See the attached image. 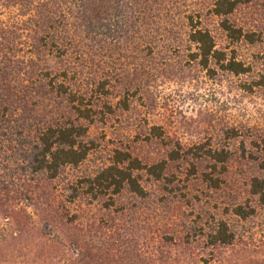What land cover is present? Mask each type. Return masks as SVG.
<instances>
[{
	"label": "rangeland",
	"instance_id": "374dc122",
	"mask_svg": "<svg viewBox=\"0 0 264 264\" xmlns=\"http://www.w3.org/2000/svg\"><path fill=\"white\" fill-rule=\"evenodd\" d=\"M55 1L58 45L39 49L33 64L27 60L30 35L13 47L17 30L0 21V180L40 181L25 159L35 127L72 115L48 85L53 79L84 93L95 108L91 124L81 121L92 151L62 178L93 171L114 150L146 164L166 162L161 180L142 174L145 197L124 189L99 220L104 230L112 227L121 258L135 257L140 264H263L264 205L250 193V182L264 159V0H250L230 16L259 36L252 43L225 37L209 14L211 0H93L84 8L83 0ZM187 16H199L217 48L249 71L234 75L212 63L211 70L201 68L192 59ZM38 68L51 70L44 81L34 76ZM220 150L227 159L211 158ZM170 151L178 157L170 160ZM100 205L93 204L84 220L103 215ZM236 206L253 213L239 218ZM221 221L233 242L209 246L208 234ZM23 256L2 255L0 264H24Z\"/></svg>",
	"mask_w": 264,
	"mask_h": 264
},
{
	"label": "trees",
	"instance_id": "16d2710c",
	"mask_svg": "<svg viewBox=\"0 0 264 264\" xmlns=\"http://www.w3.org/2000/svg\"><path fill=\"white\" fill-rule=\"evenodd\" d=\"M87 2L93 0H83V8ZM249 2L211 0L209 14L218 19L219 28L232 42L259 41V36L243 31L230 20L239 6ZM54 4L55 0H0L3 15L0 21L6 19L17 30L13 31L12 46L20 45L21 36H26L24 33L30 35L27 56L30 64L37 60L39 49L58 45L55 11L51 7ZM198 17L195 20L192 16L186 18L188 40L195 46L192 59L203 69L211 70L212 63L221 71L234 75L248 72V68L233 55L217 48L215 37L206 26L199 25ZM49 71L38 68L34 76L37 81H44L50 75ZM61 74L66 76L65 72ZM48 85L64 98L72 115L35 127V137L29 142L25 159L28 172L40 174L39 182L0 180V259L2 255L19 254L24 255V264H140L135 257L121 258V244L113 238L115 235H111L112 227L107 225L104 230L99 220L104 219L124 189L137 197H145L142 174L159 181L164 177L166 162L146 164L128 151L114 150L109 161L93 171L69 180L62 178L66 168H78L92 151L93 142L88 138L87 125L94 119L95 108L84 93L72 91L64 83L50 79ZM227 153L220 150L210 156L224 161L228 158ZM177 157V152L168 153L170 160ZM250 193L264 205V159L260 162L259 174L250 182ZM99 203L104 214L85 221L84 215H90L91 206ZM252 213L253 209L243 206L233 209V214L239 218ZM112 238L114 240H110ZM233 239L228 225L221 221L210 230L207 244L228 246Z\"/></svg>",
	"mask_w": 264,
	"mask_h": 264
}]
</instances>
